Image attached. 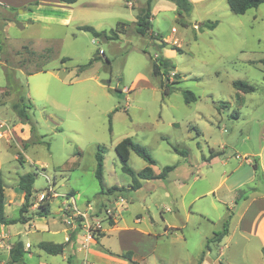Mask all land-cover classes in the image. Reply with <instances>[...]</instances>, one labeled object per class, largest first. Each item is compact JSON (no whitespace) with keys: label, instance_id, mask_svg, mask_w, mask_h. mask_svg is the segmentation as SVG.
I'll return each instance as SVG.
<instances>
[{"label":"rangeland","instance_id":"1","mask_svg":"<svg viewBox=\"0 0 264 264\" xmlns=\"http://www.w3.org/2000/svg\"><path fill=\"white\" fill-rule=\"evenodd\" d=\"M0 1L16 8L0 6V121L8 126L0 138V171L7 195L19 175L34 172V201L38 197L40 202L41 195L51 199L54 192L66 193L51 200L50 215L69 197L88 218L98 215L105 228V208L122 196L125 210L116 212L118 220L128 216L136 225L132 221L141 217V225L149 224L158 233L164 231V223L185 224L186 241L179 229L160 237L158 254L165 262L157 264H190L183 262L188 257L184 250L199 244L197 223L203 228L214 225V232H220L223 212L232 213V204L229 211L212 194L194 199L195 195L216 183L223 171L220 161L264 159V3L243 14L231 12L226 0L192 5L182 17L176 9L158 11L151 19V37L135 31L144 0H134V7L124 0H78L73 5L42 0L39 11L29 0ZM38 13L46 17H36ZM206 20L217 25L203 27ZM118 21L127 23L126 31L112 38ZM84 24L109 37H93L79 29ZM165 38L182 52L159 50L156 45ZM166 50L174 68L155 76L152 62ZM94 56L91 64L78 69ZM235 80L254 90L238 91ZM186 90L195 96L189 103ZM21 95L32 104L28 111L35 124V141L26 145L30 125L20 122L11 107ZM127 136L155 160V174L173 166L164 178L139 179L138 188L130 187L133 176L122 171L114 150ZM98 146L103 148V192L95 177ZM212 153L216 158L209 162ZM147 164L130 151L128 165L136 178ZM112 186L117 190L108 193ZM255 188L264 191V176ZM70 190L73 197L67 194ZM9 205L11 214L18 215V208ZM199 209L207 211L210 221L197 214ZM244 237L241 231L233 233L229 250L225 239L211 243L207 256L212 263L232 259L242 264L237 255L245 245L252 262L264 263L259 243Z\"/></svg>","mask_w":264,"mask_h":264},{"label":"crops","instance_id":"2","mask_svg":"<svg viewBox=\"0 0 264 264\" xmlns=\"http://www.w3.org/2000/svg\"><path fill=\"white\" fill-rule=\"evenodd\" d=\"M54 1L58 3L56 0ZM101 1L107 3L112 2L113 0ZM189 1L195 6L196 4L205 2L212 4L216 0ZM76 2L65 4L73 5ZM30 3H34V11H39L42 7V0H29L28 4ZM125 4L131 7H134L135 5L134 1H125ZM0 6L13 10L16 9L14 6L2 3V1H0ZM171 9H176L174 4H169L164 0H152L151 19L156 12ZM209 11L210 10H207V12ZM69 16L63 20L67 21ZM36 17H46V15L38 13ZM150 31L153 33L151 29ZM163 40L167 41L166 38ZM163 54L165 56L169 55L168 52ZM258 154L261 155L260 152ZM254 156H256V154ZM215 158L216 156L210 157L211 160L209 162L214 161ZM251 160L252 159L244 158L233 164H229L225 160L222 162L220 161L223 171L217 175L219 177L217 178L216 183H214L213 187L211 186L206 192L198 193L194 197V199H197L207 194H212L214 200L218 203L225 204L229 211L230 209L228 205L232 204V213L229 211V213H227L225 211L220 217V221H224L228 218L227 233L221 238V240H226L225 246L228 250L233 243L231 240L233 233L237 230L241 231L243 237L244 234H246L251 236L250 239L254 238L259 243L260 250L264 247V191H259L258 188H255L257 178L251 165ZM258 163L264 174V159L259 157ZM222 187H224V192L222 195H218L217 192ZM246 189L251 190L249 191V196L247 195L241 200V202L236 201L239 195L238 192ZM70 191L71 192L67 194L70 195V197H73L74 192L72 190ZM114 191L115 190L107 192L113 193ZM9 193L10 194L7 195L4 190V215L6 218H15L18 215H12L10 208L7 207L10 206L9 204L13 203L15 208L19 209V206L24 200V192L17 186V179L16 183L11 186ZM65 194L66 193H61L60 195V193L54 192L51 194L52 198L49 199V202H51L54 197ZM34 197L35 196L31 195L32 205L28 208V211L25 214V217H27L26 222L0 224V263L5 264L9 260V249L16 241H21L24 248L23 261L20 264H71V261H73L74 264H157L158 260L165 262L164 259H161L162 256L158 254V244L162 236L172 234V229H179L180 235L183 236L186 241L183 232L185 224H182L179 227H174L164 223V231L158 233L156 229L151 228L149 224L141 225V217H137L132 221V223H136V225L129 223L128 216L120 217V220L117 218L114 221H110L109 224L107 223V228L103 227L102 224L100 235L88 239L83 221L68 219L64 215L63 208L56 211L57 213L52 211L54 215H34L33 212L39 203L37 202L38 197L35 198V201ZM109 202H111V200ZM92 204L93 202H90L87 205V209ZM102 204L103 203H101V205ZM197 212V214L205 221H210L207 211L199 209ZM191 213L193 214L192 211L188 213L186 212V219H188L189 214ZM197 224L198 227L196 233L199 237V244L194 250L188 251L187 248L184 250L188 257L184 258L183 262L190 264H198V262H200V264H220L221 261L219 260L212 263L214 260L211 261L212 259L207 256L210 251L211 243L209 244L208 249H205L206 240L214 233V225L212 227L209 226V228H203L199 222ZM42 241L65 243V247L61 253L49 254L38 247V243ZM246 251V246L242 245L238 250V260L242 261V264H255L248 258V256H246ZM125 252L130 253L129 259L121 256V254ZM201 255L202 259L200 260ZM225 264H236V261L227 259Z\"/></svg>","mask_w":264,"mask_h":264},{"label":"trees","instance_id":"3","mask_svg":"<svg viewBox=\"0 0 264 264\" xmlns=\"http://www.w3.org/2000/svg\"><path fill=\"white\" fill-rule=\"evenodd\" d=\"M63 3L71 4L76 2L77 0H59ZM126 2L134 1V0H125ZM171 1L175 7L176 11L180 16L188 15L192 10V3L189 0H169ZM226 3L231 12L234 14H243L248 9L257 7L259 4L264 3V0H226ZM151 5L152 0H144V5L138 8V12L136 15L135 31L138 34L145 35L148 34L153 37L151 29ZM184 24V23H183ZM203 27L214 28L217 25V21L206 20L201 24ZM127 23L126 22H117L116 27L111 29L112 38H118L119 33H123L126 31ZM80 30L89 32L93 37H109L106 35L105 31H99L95 29L91 25H81L79 26ZM159 50L166 47L172 50L177 51L178 53L182 52V49L175 44H169L168 42L162 40L159 44L156 45ZM34 53L33 51H30ZM97 56H94L87 64L81 65L78 69L82 70L86 65L91 64V61L96 59ZM65 58H62L64 61ZM261 62L264 64V59H261ZM170 68H174V65L171 62V59L165 56L163 53H159L152 62V70L153 74L160 75L161 73L167 74ZM177 78H179V74L175 73ZM233 87L238 91L242 92H251L254 90L253 85H249L242 80L233 81ZM168 90L164 91L167 92ZM185 101L187 103L191 102L195 99L193 93L189 90L184 91ZM31 102L26 100L24 96H19V98L11 104L13 111L15 112L17 118L20 122L29 123L30 125V137L25 140L24 145L27 144L28 141H35V124L31 122L29 111L31 109ZM115 153L118 157V160L121 164V169L123 172H126L133 176V181L131 184V188L136 189L140 186L139 179H153V178H164L166 174L172 169L173 166H164L162 171L158 174H155L151 168V165L155 164V160L151 157L148 151L139 143L131 139L130 137H124L120 141H118L114 146ZM130 151L136 153L139 157L143 158L148 164L143 167L141 170L136 172V176L134 175L133 170L128 165V159L130 155ZM181 153L186 154L184 151ZM215 154H210L209 157H213ZM96 158V167H95V177L101 186L100 192H103V148L98 146L97 151L95 153ZM251 165L254 169L255 176L257 179L263 178L264 174L260 168L258 163V159L253 158L251 160ZM35 180L34 172H27L19 175L17 179V186L23 190L24 192V200L19 206L18 216L15 218H6L4 215V181L2 178V174L0 171V224H12L17 222H26L27 217L25 214L28 211V208L32 205L31 195H32V186ZM255 189V188H250ZM113 190H117L115 186H112L107 189L108 192ZM244 190L239 191V195L237 199L242 196ZM244 196V195H243ZM236 199V201H237ZM50 200L47 199L46 196L42 198V200L36 206L34 215L37 216H47L50 215ZM76 218V217H75ZM77 219V218H76ZM228 227V218L223 221V228L220 232H214L213 235L208 238L205 242V249H208L210 243L219 242L221 238L227 233ZM38 247L49 254H58L63 251L65 247V243H52L42 241L38 243ZM261 252L264 255V247L261 248ZM24 248L23 243L21 241H16L9 249V260L6 264H20L23 261ZM122 257L130 258V253L125 252L121 254ZM202 259V255L200 256V260ZM200 264V262H198Z\"/></svg>","mask_w":264,"mask_h":264},{"label":"built area","instance_id":"4","mask_svg":"<svg viewBox=\"0 0 264 264\" xmlns=\"http://www.w3.org/2000/svg\"><path fill=\"white\" fill-rule=\"evenodd\" d=\"M6 128H8L7 124L4 122L0 121V138L5 135ZM64 196V195H63ZM44 196L41 195V198ZM89 210L92 209L91 206L88 208ZM63 210H64V215L68 219L76 220L77 217H80V220L83 221L86 236L88 239H91L97 235V232H100L102 230V221L98 217V215L92 217L91 219L88 218V214L86 212H81L77 210L75 206L69 202V197H66L65 201L63 202ZM125 210V199L120 196L112 202L111 207H106L104 212H105V219L108 221H114L117 217L118 214L116 212L121 213ZM76 217V218H75ZM106 221V222H107Z\"/></svg>","mask_w":264,"mask_h":264}]
</instances>
